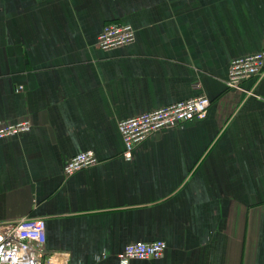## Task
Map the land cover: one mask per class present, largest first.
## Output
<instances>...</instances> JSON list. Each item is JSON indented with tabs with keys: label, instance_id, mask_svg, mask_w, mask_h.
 <instances>
[{
	"label": "crops",
	"instance_id": "crops-1",
	"mask_svg": "<svg viewBox=\"0 0 264 264\" xmlns=\"http://www.w3.org/2000/svg\"><path fill=\"white\" fill-rule=\"evenodd\" d=\"M107 23L133 41L102 50ZM264 50V0H0V222H45L68 264H264V77L228 92L230 62ZM204 95L206 116L122 157L118 123ZM97 164L64 176L74 154Z\"/></svg>",
	"mask_w": 264,
	"mask_h": 264
},
{
	"label": "built area",
	"instance_id": "built-area-1",
	"mask_svg": "<svg viewBox=\"0 0 264 264\" xmlns=\"http://www.w3.org/2000/svg\"><path fill=\"white\" fill-rule=\"evenodd\" d=\"M134 30L130 25L107 23L97 36V46L109 50L130 44ZM264 77V50L233 59L230 62L225 85L228 92H244L245 80ZM211 100L198 95L167 106L140 113L118 123L123 143L122 157L132 158L135 147L154 133L175 128L192 119L206 116ZM29 118L0 124V140L29 131ZM98 159L92 151L71 156L63 166L64 176L93 166ZM264 172V164H263ZM166 249L163 240L132 242L117 255L118 264H130L131 260L160 258ZM69 256L50 253L46 249L45 222L41 218L23 217L17 220L0 222V264H68Z\"/></svg>",
	"mask_w": 264,
	"mask_h": 264
}]
</instances>
